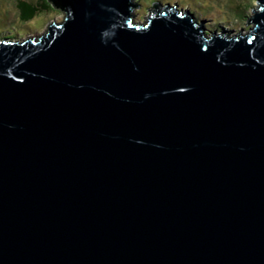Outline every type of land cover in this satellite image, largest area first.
<instances>
[{
	"label": "water",
	"instance_id": "95a60500",
	"mask_svg": "<svg viewBox=\"0 0 264 264\" xmlns=\"http://www.w3.org/2000/svg\"><path fill=\"white\" fill-rule=\"evenodd\" d=\"M48 1L0 38V264H264V1L231 37Z\"/></svg>",
	"mask_w": 264,
	"mask_h": 264
},
{
	"label": "rangeland",
	"instance_id": "374dc122",
	"mask_svg": "<svg viewBox=\"0 0 264 264\" xmlns=\"http://www.w3.org/2000/svg\"><path fill=\"white\" fill-rule=\"evenodd\" d=\"M29 1L37 5L40 0H0V38L4 33L6 37H18L26 39L37 34H44L53 22L61 23L65 14L59 9L40 10L36 17L29 21H22L18 3ZM264 1V0H263ZM138 9L133 10L134 21L144 24L146 18L151 14L153 4L159 2L162 5L177 6L180 10H185L191 14L192 18L205 28L207 35L213 31L225 32L230 37L234 35H245L254 29V24L248 25L258 6L257 0H133ZM239 10V11H238ZM243 10L244 19L236 18ZM255 13V12H254ZM235 18L225 24V18ZM237 19V20H236ZM9 35V36H8Z\"/></svg>",
	"mask_w": 264,
	"mask_h": 264
},
{
	"label": "trees",
	"instance_id": "16d2710c",
	"mask_svg": "<svg viewBox=\"0 0 264 264\" xmlns=\"http://www.w3.org/2000/svg\"><path fill=\"white\" fill-rule=\"evenodd\" d=\"M157 3H159V2H157ZM18 7L20 10V17H21L22 21H25V22H29V21L33 20L36 17V15L40 12V10L44 11V10H50V8H52V9L54 8L52 6V4L49 3L48 0H40V2L37 3V5H35L34 3H31L29 1H20L18 3ZM242 11L243 10L240 11V14ZM242 13H244V12H242ZM244 17H246V16H243V14H241L240 16H238L236 18L244 19ZM225 19H226L224 22L225 24H228L230 21L235 20V18L232 19L229 16ZM196 21H198V20H196ZM4 34H7V33H4ZM10 38H13V36Z\"/></svg>",
	"mask_w": 264,
	"mask_h": 264
},
{
	"label": "flooded vegetation",
	"instance_id": "af4514ba",
	"mask_svg": "<svg viewBox=\"0 0 264 264\" xmlns=\"http://www.w3.org/2000/svg\"><path fill=\"white\" fill-rule=\"evenodd\" d=\"M9 36V35H8ZM3 37H6V35L5 34H3Z\"/></svg>",
	"mask_w": 264,
	"mask_h": 264
},
{
	"label": "bare ground",
	"instance_id": "6f19581e",
	"mask_svg": "<svg viewBox=\"0 0 264 264\" xmlns=\"http://www.w3.org/2000/svg\"><path fill=\"white\" fill-rule=\"evenodd\" d=\"M60 10V9H59ZM61 11V10H60ZM63 12V11H62ZM199 24V23H198ZM199 26H200V24H199Z\"/></svg>",
	"mask_w": 264,
	"mask_h": 264
}]
</instances>
